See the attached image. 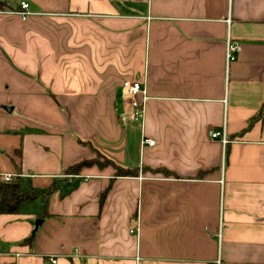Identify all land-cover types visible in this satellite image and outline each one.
Wrapping results in <instances>:
<instances>
[{"label": "crops", "instance_id": "obj_1", "mask_svg": "<svg viewBox=\"0 0 264 264\" xmlns=\"http://www.w3.org/2000/svg\"><path fill=\"white\" fill-rule=\"evenodd\" d=\"M0 2V264H264V0Z\"/></svg>", "mask_w": 264, "mask_h": 264}, {"label": "trees", "instance_id": "obj_2", "mask_svg": "<svg viewBox=\"0 0 264 264\" xmlns=\"http://www.w3.org/2000/svg\"><path fill=\"white\" fill-rule=\"evenodd\" d=\"M6 3L0 2V8H5ZM264 111V105L261 108V112ZM260 112V113H261ZM261 117V116H258ZM253 121V120H252ZM252 121L249 123L251 125ZM249 127V126H248ZM89 147L92 149L94 158L91 161H87L81 164H77L69 167L65 173L66 175H73L79 172V169L84 165H90L97 163L102 167L112 168L116 176L118 177H137L139 169H124L117 165L114 161L103 156L94 146L89 143ZM39 192H28L24 191L21 186L20 178H15L11 182H5L0 177V215H17L20 213L21 208L24 205L30 204L36 200ZM33 236L26 241L32 240Z\"/></svg>", "mask_w": 264, "mask_h": 264}, {"label": "built area", "instance_id": "obj_3", "mask_svg": "<svg viewBox=\"0 0 264 264\" xmlns=\"http://www.w3.org/2000/svg\"><path fill=\"white\" fill-rule=\"evenodd\" d=\"M30 4L27 2H22L19 6V9L12 14H18L22 17L24 21H26L30 16ZM10 14V13H9ZM241 51V46L238 42L232 41L230 38L227 42V50H226V63L227 67H229L233 62L236 61L238 54ZM123 89L125 92V102L129 104V108L131 110L130 117L137 122L142 121L144 115V105H145V91L142 88V85L137 81H125L123 83ZM212 137L218 138L220 137V133H212ZM222 142L225 146L228 144L227 137L225 133L222 136ZM150 146H154L155 142L152 140H145ZM225 158V156H224ZM17 176L12 174H4L2 179L5 182L13 181ZM132 234H138V229H133L131 231ZM48 261L52 264H57L58 258L55 256H48ZM217 264H221L220 261Z\"/></svg>", "mask_w": 264, "mask_h": 264}, {"label": "water", "instance_id": "obj_4", "mask_svg": "<svg viewBox=\"0 0 264 264\" xmlns=\"http://www.w3.org/2000/svg\"><path fill=\"white\" fill-rule=\"evenodd\" d=\"M42 224V220H38L35 224L36 229H38L39 225Z\"/></svg>", "mask_w": 264, "mask_h": 264}, {"label": "rangeland", "instance_id": "obj_5", "mask_svg": "<svg viewBox=\"0 0 264 264\" xmlns=\"http://www.w3.org/2000/svg\"><path fill=\"white\" fill-rule=\"evenodd\" d=\"M9 1H12L13 4H14V3L16 4L17 1H20V0H9ZM15 4H14V5H15ZM37 221H38V220H37ZM37 221H36V222H37ZM36 222H35V224H36Z\"/></svg>", "mask_w": 264, "mask_h": 264}]
</instances>
